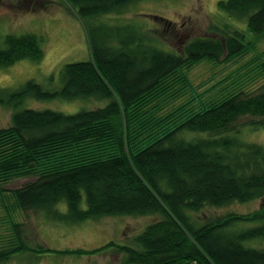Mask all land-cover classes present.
I'll return each mask as SVG.
<instances>
[{
  "label": "trees",
  "instance_id": "16d2710c",
  "mask_svg": "<svg viewBox=\"0 0 264 264\" xmlns=\"http://www.w3.org/2000/svg\"><path fill=\"white\" fill-rule=\"evenodd\" d=\"M64 1L86 27L89 60L64 65L58 90L46 91L34 80L2 89L0 106L12 113L10 126L0 129V186L30 179L13 191L19 208L66 226L155 216L128 245L111 241L95 250L122 253L119 264H264V249L248 246L264 241V209L199 218L206 208L264 198V146L240 138L244 128L264 129V89L248 93L238 85L205 103L182 74L202 60L238 61L251 44L240 31L216 24L180 52L166 51L138 37L135 25L110 27L100 20L143 0ZM217 7L264 38V0H220ZM41 42L32 34L4 37L0 70L23 60L40 62ZM256 60V74L264 77V53ZM185 90L190 100L163 110ZM29 99L101 105L64 114L26 108ZM241 223L258 225L240 229ZM11 230L16 240L0 250V264L29 250L21 224Z\"/></svg>",
  "mask_w": 264,
  "mask_h": 264
},
{
  "label": "rangeland",
  "instance_id": "374dc122",
  "mask_svg": "<svg viewBox=\"0 0 264 264\" xmlns=\"http://www.w3.org/2000/svg\"><path fill=\"white\" fill-rule=\"evenodd\" d=\"M220 0H143L129 6L123 14L100 19L110 27L135 25L138 37H147L152 43L166 51H181L183 44L193 37L208 35V28L227 24L231 30L244 35L245 57L216 64L208 60L183 69L182 74L195 94L202 96L205 103L220 99L237 90L248 93L264 89V77L258 76L256 65L264 53V38L256 39L244 25L226 17L217 4ZM32 34L41 38L43 58L40 62L23 60L9 68L0 70V98L2 89L16 90L28 80L36 81L46 91L61 88L60 70L69 63L89 60V46L86 27L76 12L64 0H2L0 4V47L7 35ZM146 38V39H147ZM252 42V43H250ZM250 78L249 80H247ZM188 90L183 91L175 105H166L163 110L177 107L182 100L191 99ZM163 103L160 105L162 106ZM101 104L94 100L50 101L27 100L26 108L54 110L64 114H74L82 110L94 109ZM12 111L0 106V129L11 124ZM240 138L248 143L264 146V129L244 128ZM30 179H15L0 186V250L10 248L15 243L11 224H21L22 238L28 251L17 252L2 264H119L122 253L108 250L95 253L113 241L128 245L140 234L155 216H114L98 221L88 220L80 225L66 226L48 222L42 215L24 212L16 203L14 190ZM60 210L64 206L60 205ZM264 209V198L246 203H233L223 208H206L200 213V222L226 214H248ZM258 223H241L240 229L257 226ZM248 246L264 249V241L252 242ZM85 249L94 251L89 255H61L48 252ZM41 250V251H40ZM43 251V252H42Z\"/></svg>",
  "mask_w": 264,
  "mask_h": 264
},
{
  "label": "flooded vegetation",
  "instance_id": "af4514ba",
  "mask_svg": "<svg viewBox=\"0 0 264 264\" xmlns=\"http://www.w3.org/2000/svg\"><path fill=\"white\" fill-rule=\"evenodd\" d=\"M2 0H0V4H1Z\"/></svg>",
  "mask_w": 264,
  "mask_h": 264
}]
</instances>
